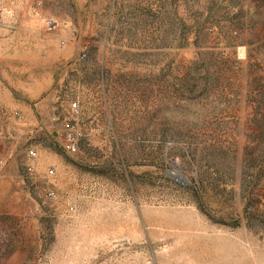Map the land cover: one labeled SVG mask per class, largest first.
<instances>
[{
    "label": "rangeland",
    "instance_id": "rangeland-1",
    "mask_svg": "<svg viewBox=\"0 0 264 264\" xmlns=\"http://www.w3.org/2000/svg\"><path fill=\"white\" fill-rule=\"evenodd\" d=\"M0 264H264V0H0Z\"/></svg>",
    "mask_w": 264,
    "mask_h": 264
},
{
    "label": "built area",
    "instance_id": "built-area-1",
    "mask_svg": "<svg viewBox=\"0 0 264 264\" xmlns=\"http://www.w3.org/2000/svg\"><path fill=\"white\" fill-rule=\"evenodd\" d=\"M71 107H72L73 110H76V108H77V104H76V102H73V103L71 104ZM63 147H64L65 150H67V151H69V152H74V151H76V144H75V142L72 140V138H70V137L67 138V139L65 140V142H64V144H63ZM29 155H31V156H35L36 153H35L34 151L30 150V151H29ZM50 172H51V171H50ZM48 196H49V197L52 196V193H48Z\"/></svg>",
    "mask_w": 264,
    "mask_h": 264
}]
</instances>
